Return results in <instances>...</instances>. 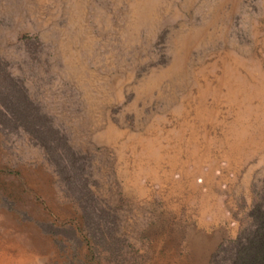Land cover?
Listing matches in <instances>:
<instances>
[{
  "label": "rangeland",
  "instance_id": "rangeland-1",
  "mask_svg": "<svg viewBox=\"0 0 264 264\" xmlns=\"http://www.w3.org/2000/svg\"><path fill=\"white\" fill-rule=\"evenodd\" d=\"M183 119L223 152L148 175ZM263 219L264 0H0V264H241Z\"/></svg>",
  "mask_w": 264,
  "mask_h": 264
},
{
  "label": "crops",
  "instance_id": "crops-1",
  "mask_svg": "<svg viewBox=\"0 0 264 264\" xmlns=\"http://www.w3.org/2000/svg\"><path fill=\"white\" fill-rule=\"evenodd\" d=\"M172 125V127L161 125L156 127L155 131L153 130L152 140L156 141L159 146L156 147L155 143V148L149 154H144L142 159L148 175L164 172L166 174L170 164L176 162L182 163V161L191 159L199 161L208 154L207 151L211 147L218 152H223L222 145H224L226 130L219 133L215 129L207 130V126L210 125L206 123L204 125L202 121L192 119L178 120ZM188 195L182 199L184 200ZM197 197L199 198L201 195Z\"/></svg>",
  "mask_w": 264,
  "mask_h": 264
},
{
  "label": "trees",
  "instance_id": "trees-1",
  "mask_svg": "<svg viewBox=\"0 0 264 264\" xmlns=\"http://www.w3.org/2000/svg\"><path fill=\"white\" fill-rule=\"evenodd\" d=\"M262 222L264 223V219ZM260 238H262L264 241V224L261 227ZM240 260H241V264H264V249L261 250L260 252H256L255 254L245 255V258L243 255V257H241Z\"/></svg>",
  "mask_w": 264,
  "mask_h": 264
}]
</instances>
